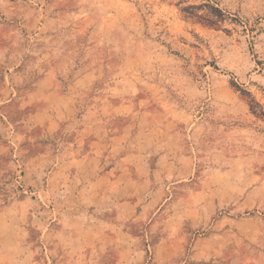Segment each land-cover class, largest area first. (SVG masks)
I'll return each mask as SVG.
<instances>
[{"label":"rangeland","instance_id":"1","mask_svg":"<svg viewBox=\"0 0 264 264\" xmlns=\"http://www.w3.org/2000/svg\"><path fill=\"white\" fill-rule=\"evenodd\" d=\"M0 264H264V0H0Z\"/></svg>","mask_w":264,"mask_h":264}]
</instances>
